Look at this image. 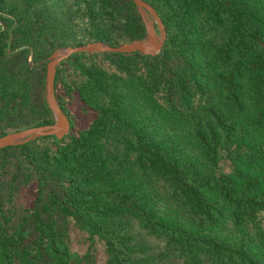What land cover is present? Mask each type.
Segmentation results:
<instances>
[{
    "label": "trees",
    "instance_id": "16d2710c",
    "mask_svg": "<svg viewBox=\"0 0 264 264\" xmlns=\"http://www.w3.org/2000/svg\"><path fill=\"white\" fill-rule=\"evenodd\" d=\"M144 1L160 52L71 55L69 133L0 149V264H264V0ZM144 35L132 0H0V135L52 122L54 49Z\"/></svg>",
    "mask_w": 264,
    "mask_h": 264
},
{
    "label": "water",
    "instance_id": "95a60500",
    "mask_svg": "<svg viewBox=\"0 0 264 264\" xmlns=\"http://www.w3.org/2000/svg\"><path fill=\"white\" fill-rule=\"evenodd\" d=\"M140 14L145 27L143 38L133 39L111 45L103 41H90L82 45L67 46L54 50L46 59L44 96L50 109L53 121L42 125L27 127L0 135V149L7 146L21 145L44 136H55L62 139L71 129L69 117L59 105L54 90V79L60 63L78 52H108L132 53L140 52L149 56H156L163 47L166 32L164 25L155 9L144 0H132Z\"/></svg>",
    "mask_w": 264,
    "mask_h": 264
},
{
    "label": "rangeland",
    "instance_id": "374dc122",
    "mask_svg": "<svg viewBox=\"0 0 264 264\" xmlns=\"http://www.w3.org/2000/svg\"><path fill=\"white\" fill-rule=\"evenodd\" d=\"M145 34H146V32H145ZM143 37H141V38H143ZM136 39H138V38H136ZM121 43H123V42H121ZM80 45H82V44H80ZM67 46H73V45L60 46V47H57L56 49L65 48ZM56 49H54V50H56ZM46 59H43L41 61L42 63L45 64V69H46ZM44 86H45V81H44ZM43 93H44V90H43ZM44 98H45V96H44ZM52 118H53V116H52ZM87 122H88V117H85V116L80 115V114H76V116L74 118V127H73V129L76 130V129L80 128V127H83V126H85L87 124ZM148 240H149L148 242H151L153 245H156V247L160 246V244H161V243H159V241L154 240L153 238H149Z\"/></svg>",
    "mask_w": 264,
    "mask_h": 264
}]
</instances>
